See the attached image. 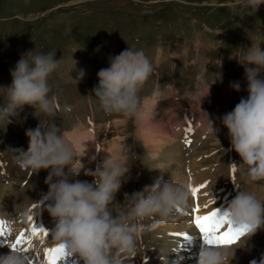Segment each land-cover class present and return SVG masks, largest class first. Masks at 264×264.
Listing matches in <instances>:
<instances>
[{"label": "rangeland", "instance_id": "obj_1", "mask_svg": "<svg viewBox=\"0 0 264 264\" xmlns=\"http://www.w3.org/2000/svg\"><path fill=\"white\" fill-rule=\"evenodd\" d=\"M238 8V0H0V87L11 84L10 71L22 54L32 50L33 55L40 51L56 52L54 58L60 60L59 67L49 78L50 95L58 98L54 121L62 131L74 132L77 137L94 126L91 134L99 149L114 138L118 141L115 152L121 148L126 150L129 164H133L131 179L116 195V201L122 203L125 193L139 191L160 176L159 172L154 173L141 164L148 167L152 166L151 162L166 165L178 151L172 149L169 151L174 155L169 153L168 157L164 153L159 160L153 159V146L141 135L148 123L142 126L144 121L105 115L96 98L88 97L98 84V71L107 68L109 58L119 55L126 45L133 50L142 49L154 67V74L139 93L142 103L144 99L153 102L152 125L148 127L156 128L162 137L165 130L171 134H174L172 131L178 133L182 122L194 126L195 121H199L198 117L207 119L205 113L215 127L219 124L218 116L231 112L239 100L247 96L244 68L233 60L238 57L239 48L260 44L264 50V5L253 16H248L247 10L238 11ZM72 59L77 62L75 66ZM79 70H84L85 76L76 84L73 80ZM199 75H203L205 80L201 95H206L207 87L211 86L201 106L183 98L185 90L194 89ZM234 81L240 83L239 92L230 87ZM172 83L175 89L169 90L166 85ZM157 88L161 92L159 97L154 95ZM5 102L0 91V105ZM65 106H69L71 111H65ZM197 107L201 115L194 120L192 114H198ZM37 124L38 119L29 107H25L6 128L0 122V189L1 193L11 192L6 200L8 205H2L4 210L7 209L9 219L1 224L4 229L1 245L7 248L4 242H14L21 232L24 233L23 239L29 241L30 235L24 228L31 221L36 225L39 220L38 227L48 233L47 236L43 234L44 241L32 246L30 240L20 247L29 249L31 264H45V249L57 247L51 237L53 223L48 213H37L42 196L48 190L45 184L48 173L41 170L32 174L20 169L10 153L18 149L27 150L25 132ZM224 130L217 132L219 145L214 136L205 134L204 128L202 131L198 128L200 141L191 146L192 151L187 148L190 151L186 154L197 155L192 159L198 160L197 164L205 173L204 181L196 187L205 183V189L213 187L215 191L207 198H210L208 203L192 198L185 216L188 224L190 216L194 215L193 205L199 208L207 205L205 213L200 211L206 215L226 204L222 200L226 194L233 199L237 194L235 186L240 190L246 188L243 177L230 173L229 166L238 163L239 157L230 150L227 130ZM84 145L87 149L89 144ZM99 163L96 162L95 166ZM188 165L189 160L183 161L185 173L193 177V172L189 174ZM95 166L90 163L88 171H94ZM16 174L19 180L12 181L11 176ZM154 174L158 175L153 177ZM168 174H164V180L169 179ZM191 176L183 181L190 187ZM86 177L91 182L92 177ZM219 212L223 214L224 211ZM12 215L17 221L11 220ZM150 230L142 234L135 257L125 264H156L158 256L152 252L155 248ZM261 232L251 238L253 246L248 247L250 251H241L245 253L242 255L246 260H240L238 264H251L253 260L259 264L264 255V233ZM75 261L76 258L72 257L60 262L73 264Z\"/></svg>", "mask_w": 264, "mask_h": 264}, {"label": "clouds", "instance_id": "obj_2", "mask_svg": "<svg viewBox=\"0 0 264 264\" xmlns=\"http://www.w3.org/2000/svg\"><path fill=\"white\" fill-rule=\"evenodd\" d=\"M238 3V11L247 10V15L253 16L264 5V0H238ZM239 49L238 57L233 60L244 68L247 96L224 114L220 123L227 130L230 150L239 157L238 163L229 166L230 173H238L248 187L240 190L235 186L237 194L223 212L238 233L235 242L231 245L203 243L196 254V264H233L237 250L250 251L249 241L264 230V199L253 190L264 189V50L260 44ZM33 52L21 55L10 71L11 84L0 87L6 101L0 105V122L5 128L25 107L33 109L38 119L37 126L25 132L27 150L11 151L12 158L20 169L32 174L47 171L48 190L42 202L53 223L51 237L57 247L63 249L65 257H75L80 264H125L135 257L145 231L173 223L187 214L190 186L173 179L163 164L153 167L141 164L158 171L160 176L139 191L125 193L123 202H117V193L131 179L133 164H129V156L123 148L105 155L94 171L85 172L92 177L91 182L79 180L77 177L83 168L80 158L86 146L62 131L54 121L58 98L50 95L49 78L58 69L60 60L54 58L56 52L40 51L35 55ZM72 62L74 66L77 63L73 59ZM204 71H207L206 66ZM153 74V63L145 52L126 45L119 55L109 58L107 68L98 71V84L88 97L96 98L105 115L146 120L152 110L142 103L139 93ZM84 76V70H79L72 80L77 84ZM204 84L203 75H199L194 89L185 90L183 98L200 106L211 87H207L206 95H201ZM166 87L175 89L174 83ZM230 87L240 91L238 81L232 82ZM154 95H161L159 88ZM64 110L70 112L71 108L65 106ZM205 115V134L214 136L220 145L218 129ZM165 173H169L167 180L163 179ZM0 264H30V253L9 248L6 254L0 255ZM251 264L257 262L253 260ZM259 264H264V255Z\"/></svg>", "mask_w": 264, "mask_h": 264}, {"label": "bare ground", "instance_id": "obj_3", "mask_svg": "<svg viewBox=\"0 0 264 264\" xmlns=\"http://www.w3.org/2000/svg\"><path fill=\"white\" fill-rule=\"evenodd\" d=\"M143 103L146 104V106L148 108H150L151 110H152V108H154L153 102L151 100L144 99ZM198 107L196 108V110H197L196 112L198 114H196V113L192 114V117L194 120L197 117V115H199V108ZM152 111H151V114H152ZM168 114L171 115L172 113L171 114L168 113ZM221 117L222 116L217 117V121L219 124H216L217 126H215V128L218 129V131H220V132H224L225 130L220 123ZM150 120H151L150 117L146 120H143L145 123L143 122L142 126L146 125V123H148L151 126L152 123ZM198 120L199 121H197V122L195 121L194 126L192 124L190 126H187L183 122L180 123L179 124L180 131L178 133L176 131H172L174 134H171L170 131L165 130L164 133L162 134L163 135L162 137L158 132H156V128L148 127L149 125H146L143 132L141 131V135H143V137L141 136L142 139L145 142L148 141V143H151L153 146V147H151V149H152L151 158L154 157L153 159L159 160L161 158V155L164 153L166 156H168L169 153L174 155V152H171L169 150L176 149V151H178L171 158L172 160L167 161L166 162L167 164L165 165L168 168V171H169V173L173 179H176L180 182H183L184 179L187 180L188 177L191 176V175L186 174L184 169H183V161H184V163H186V161L189 160V165H188L189 166V174L191 172L194 173L193 177L191 176V178H192L191 179V183H192L191 186L192 187H196L200 181L203 182L204 181V175H205L201 165L197 164L198 160L192 159L194 156H197V155L186 154L187 152H189L191 150V146H195L197 141L198 140L200 141V134L201 133H199L198 128H200V130L202 131L203 128H205V126L207 124V119H203L202 117H200V118L198 117ZM176 129H177V127H174V130H176ZM189 129H190V131H189ZM91 133H94V126H92L90 131H87L85 134H82V135L80 134V135H78V137L75 136L74 132L69 133L70 135L75 136L80 141L81 144H83V145H84V143L89 144L88 148L85 151V154L80 158V162L83 165V168L80 170L77 178L79 180H82V181H88V177H86L85 172L88 171L87 167L90 163H92V166L94 167L96 162L101 161L105 157V155H110V154L114 153L116 151V148H118V141L113 138V140H111L110 143L103 146L102 149L101 148L99 149L98 145H96L95 140H94ZM187 148H189L190 150L188 151ZM185 154L187 155L186 158H184ZM179 158H181V159L178 161ZM151 164H152L151 167L159 165V164L154 163V162H151ZM152 171L154 173H156V172L158 173V171H155V170H152ZM157 175L158 174H154L153 177H155ZM18 176H19L18 174L12 175L10 179L12 181L19 180ZM157 178L158 177H156V179ZM163 178L165 179V177H163ZM168 178H169V176H168ZM244 183H245L246 188H247L248 184L245 181H244ZM203 184H205V183H203ZM253 190L256 191V194L258 195V197H260L261 199H264V189L257 188V189H253ZM6 191L8 192L7 189H6ZM1 192H2V190L0 189V221H2L3 223L4 222L6 223V220L9 219V216H7V213H8V212H6L7 209L4 210L5 208L2 205L3 204H5V206L8 205L6 200L9 197L11 192L10 193L9 192L8 193H5V192L1 193ZM206 192L208 194L205 196ZM214 193H215V191H214L213 187H209L208 189L204 188V189H201V191L198 193L196 199L199 200L201 203H208L210 201V198L209 199H207V198L211 197ZM4 197L6 199H4ZM229 197L230 196H228L227 194L222 197V200H224L226 202V204L219 207L218 208L219 211H224L227 208L229 202L232 200ZM192 198L193 197L191 195V198L189 201L190 204H192ZM43 205H44V203L41 200V202L39 203L40 210L37 211L38 214H44L46 212V211H44L45 206H43ZM194 207H197V205H193V207H191V209H193ZM205 209H206L205 206L200 207V211H202V213H205V211H206ZM191 212L192 211H190V213ZM202 213L199 212L196 214L197 215H205ZM190 218L191 219H190L189 224H188L186 222L188 218L182 214L175 222L169 223L166 225H162V226H158V227H155V228L150 230L151 240L153 241L152 243H154V248H155L152 252H154V253L156 252L157 256H158V258L156 257V259H157L156 264H196L195 257H196V254L198 253L199 249L203 245V239H202L201 234L199 233V230L196 227L194 228L195 225L192 221L193 216H190ZM11 220L17 221L16 217L14 215L11 216ZM34 222L35 221L29 222L26 225V227L24 228V229H27L26 231L30 235V240H32V242H33L32 246L35 243H42L44 241V236L42 233H38L36 236H32L31 229L33 227L40 228V227H38V225H40L38 223H41L38 220V222L35 223L36 225H33ZM1 224L2 223H0V232H3L4 229L2 230ZM223 230H226V229H223ZM176 232L186 233L188 239L178 238V237H174V236L170 235V233H176ZM261 233L263 234L264 230H262ZM197 235L199 237L196 238ZM1 240L3 241V239H1V237H0V255L6 254L8 252V249H9L8 247L2 248ZM198 242H199V244H198ZM252 246H253V243H251L249 241L247 247H252ZM241 251L242 250H239V249L237 250V252L235 254V259L233 260V264H238V262L240 260H246V258L242 255L246 250L245 251L243 250L244 251L243 253ZM64 259H69V258L65 257ZM60 261H58V264H62ZM76 262L79 263L76 259V261L73 262V264H76Z\"/></svg>", "mask_w": 264, "mask_h": 264}, {"label": "snow or ice", "instance_id": "obj_4", "mask_svg": "<svg viewBox=\"0 0 264 264\" xmlns=\"http://www.w3.org/2000/svg\"><path fill=\"white\" fill-rule=\"evenodd\" d=\"M205 187H206L205 184H201L199 187H190V192L194 200L197 198V195L201 191V189H204ZM33 207H36V205H33ZM205 208H207V205H205ZM192 211L194 214L193 223L195 227L199 230V233L202 236L204 244L231 245L235 242L238 233L234 231L231 224L228 223L226 214H221L219 210L216 209L215 211L210 210L207 215H197L196 213L200 212L199 206L194 207ZM187 215L188 214H185V216ZM31 219L32 217L30 216L29 220ZM0 223L3 222L0 221ZM38 233H42L45 236L48 235V233L45 231L44 228L33 227L31 229L32 236H36ZM3 235L4 233L0 232V237H2ZM170 235L178 238L188 239L186 233H182V232L170 233ZM23 237H24V233L21 232L20 236L16 237L14 242L5 241L4 245H6L10 249L13 250L22 249L25 253H28L29 249L20 247V245H22L23 243H30V240L25 241ZM64 258H65L64 252L61 247H53V248L45 249L43 255L45 264H58V261Z\"/></svg>", "mask_w": 264, "mask_h": 264}]
</instances>
